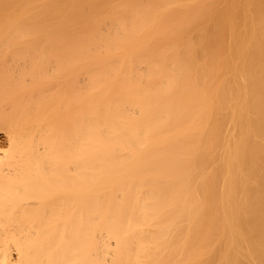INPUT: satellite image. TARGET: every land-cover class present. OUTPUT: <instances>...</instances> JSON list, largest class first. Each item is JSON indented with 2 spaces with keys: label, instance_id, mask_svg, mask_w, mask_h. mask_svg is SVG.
Here are the masks:
<instances>
[{
  "label": "bare ground",
  "instance_id": "bare-ground-1",
  "mask_svg": "<svg viewBox=\"0 0 264 264\" xmlns=\"http://www.w3.org/2000/svg\"><path fill=\"white\" fill-rule=\"evenodd\" d=\"M0 141L3 264H264V0H0Z\"/></svg>",
  "mask_w": 264,
  "mask_h": 264
},
{
  "label": "rangeland",
  "instance_id": "rangeland-1",
  "mask_svg": "<svg viewBox=\"0 0 264 264\" xmlns=\"http://www.w3.org/2000/svg\"><path fill=\"white\" fill-rule=\"evenodd\" d=\"M34 81H38L39 79H33ZM33 81V82H34ZM8 85L11 86L12 83H15V81H11V80H8ZM34 85L32 84V82L30 80H26V82L23 84V87L24 88H28V87H33ZM0 147H1V141H0Z\"/></svg>",
  "mask_w": 264,
  "mask_h": 264
},
{
  "label": "clouds",
  "instance_id": "clouds-1",
  "mask_svg": "<svg viewBox=\"0 0 264 264\" xmlns=\"http://www.w3.org/2000/svg\"><path fill=\"white\" fill-rule=\"evenodd\" d=\"M0 264H3V261H0Z\"/></svg>",
  "mask_w": 264,
  "mask_h": 264
}]
</instances>
